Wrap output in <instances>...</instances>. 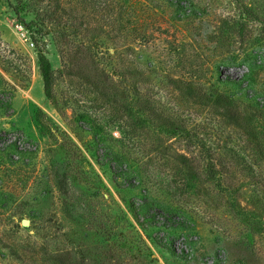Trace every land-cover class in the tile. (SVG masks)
Listing matches in <instances>:
<instances>
[{"label":"rangeland","instance_id":"374dc122","mask_svg":"<svg viewBox=\"0 0 264 264\" xmlns=\"http://www.w3.org/2000/svg\"><path fill=\"white\" fill-rule=\"evenodd\" d=\"M238 1L14 0L29 32L0 0V264H264V34L239 31ZM58 24L81 49L64 61L42 31ZM246 56L252 89L217 84L241 82ZM183 118L194 144L244 158L220 186Z\"/></svg>","mask_w":264,"mask_h":264},{"label":"trees","instance_id":"16d2710c","mask_svg":"<svg viewBox=\"0 0 264 264\" xmlns=\"http://www.w3.org/2000/svg\"><path fill=\"white\" fill-rule=\"evenodd\" d=\"M4 1L13 10L14 14L17 16V19L20 20L21 23L30 32V30L36 25V23H34L33 21L26 23L24 21L20 13L21 9L13 5L14 0H4ZM15 1L19 3V0H15ZM237 6L239 9V14L241 16L240 21H239V31L242 32L244 26L249 21H256L259 23L260 33L263 35L264 34V12H260L259 10V15H258V12L254 9L252 5H247L240 0L238 1ZM48 19L51 20L53 19V17H50V18L48 17ZM59 25L60 24H58L57 28H53L51 26L50 27L43 26L42 31L47 32L48 35H51L53 37L55 45L57 46L59 56L61 57L62 61H64L66 52L68 51L67 48L75 52H79L81 49L79 46L74 45L75 43H73V41H70V36L68 34L69 31L65 27L59 28ZM109 57H112V56L109 55ZM94 58H96L97 60L100 59L101 61H104L103 59L98 58L97 56H94ZM244 60L246 63H248L247 64L248 67H247L246 73L243 75V80L241 82H237L235 80H230L229 78H226L224 80L218 79L217 84L228 85L237 90H243L242 85L245 84L244 91L252 89V86L255 83L254 75H255L256 68L260 67L261 64L257 65L255 60L249 56H246ZM37 61H38L39 75L41 76V79H42L43 93L48 100H52L54 97L55 76H54V72L52 70L50 61L46 57V54L42 52L41 50H37ZM104 63L105 62H103L102 64ZM110 73H112V75L113 74L116 75L117 74L116 68L113 67V72H110ZM248 96L245 97V100L249 102L251 100ZM148 101L150 103L155 102V100L150 95H148ZM261 107H264V105H262ZM260 109L262 110V108ZM75 118L77 122H84L90 125V130L93 133L94 137H96L97 141L104 142V139L102 138V136H104L103 127L101 125L94 124V121L90 118V116L87 113H79ZM182 122H183V127L185 131L182 133L181 137L185 141H187V144L189 143V148L190 146H195V145L201 148L199 158L204 164L202 172L205 174L207 178L214 180L215 183L217 182V184L220 186L221 185L220 178L223 176L224 170L226 169L225 157L230 158V160L233 161V163L238 166L241 165V162H244V158L239 152L233 151L226 144L223 147H215L213 151L210 150L209 146H207V144L202 139L194 144V142L192 141L190 129L189 130L186 129L189 121L186 118H183ZM193 128L195 127L193 126ZM118 130L123 135L120 141H125L128 139V135L134 134V129L131 133H126L124 129L120 127H118ZM216 148H219V149H216ZM219 150L222 151L221 154H217ZM262 162L264 161L263 160L259 161V174L264 172V168H262L264 164H261ZM146 165H148V162H146ZM164 168H166V164ZM171 177H173L171 181L172 184H176V179H174L176 177L173 172L171 173ZM186 181H187L186 178L183 177L180 180V183H184V184H181L182 188L180 187V189L177 188L176 190L186 191L187 190ZM171 182H169V184L167 185L168 188L170 187ZM61 190L63 191L64 194H66V191L64 189H61Z\"/></svg>","mask_w":264,"mask_h":264},{"label":"built area","instance_id":"2783aa9c","mask_svg":"<svg viewBox=\"0 0 264 264\" xmlns=\"http://www.w3.org/2000/svg\"><path fill=\"white\" fill-rule=\"evenodd\" d=\"M19 30H21V28H19ZM24 36V35H23ZM31 45H33L32 43H31Z\"/></svg>","mask_w":264,"mask_h":264}]
</instances>
